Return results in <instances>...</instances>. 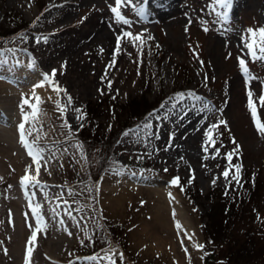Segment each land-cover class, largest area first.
<instances>
[{
    "label": "rangeland",
    "instance_id": "1",
    "mask_svg": "<svg viewBox=\"0 0 264 264\" xmlns=\"http://www.w3.org/2000/svg\"><path fill=\"white\" fill-rule=\"evenodd\" d=\"M113 6L115 0H0L1 78L30 77L22 89L31 90L38 80L47 84L44 74L55 69L61 89L32 113L46 127L24 122L47 167L49 178H38V189L51 193L47 203L55 205L0 209V264H26L40 252L44 264H204L197 245L207 243L203 228L215 194L233 200L232 223L229 238L205 249L220 258L229 239H237L261 251L251 264H264V133L248 104L249 90L254 100L264 94V59L257 58L264 54L253 57L246 47L249 30L264 28V0H231L228 9L215 0H131L121 8L126 22ZM18 21L26 28L3 37ZM62 22L69 29L57 34ZM125 32L141 39H123L116 54ZM70 46H82L74 61ZM240 59L256 79L249 80ZM0 106L5 117L17 111ZM86 107L94 110L92 121ZM256 107L264 123V106ZM145 112L142 121L134 119ZM81 133L96 141L83 145ZM32 156L26 157L36 172ZM229 163L240 165L239 183ZM177 177L193 200L172 183Z\"/></svg>",
    "mask_w": 264,
    "mask_h": 264
},
{
    "label": "bare ground",
    "instance_id": "2",
    "mask_svg": "<svg viewBox=\"0 0 264 264\" xmlns=\"http://www.w3.org/2000/svg\"><path fill=\"white\" fill-rule=\"evenodd\" d=\"M64 20H66V17L64 18ZM64 20H62V21H64ZM68 25L69 24L62 22L60 24V27L57 29L56 33L57 34L64 33L66 30L69 29L70 25L69 26ZM104 44L108 48L109 51H111V52L114 51V45H113V43H111L110 36H108L104 40ZM81 47L82 46H77V47L70 46V47H68V50H69L68 54H69V60L70 61H74L76 58H78L79 54L81 55ZM1 72H2V70H0V78H1ZM5 73H8V72H5ZM2 78L0 80V98H1L0 103L2 105L3 104L7 105L9 107V110H11V111H13L14 108H17V111L13 112V114H11L10 117L8 115H7V117H5V115L0 114V198L3 201L2 205H0V209H6L7 210L10 208H14V209H18L20 211H24V210H38L39 211V210H42V209L49 207L51 205H55V203H52V202H50L49 204L47 203V200H48L47 198H49L51 196V193L42 192V191H40V189H38V187H32L30 185V182L23 180V177L25 175H29V176H35L36 175V172L32 171V168L28 164L30 162L27 161L28 160L27 157L30 158L31 155L29 154L28 148L26 146H24V143H31V142L33 143L35 141V138L31 137L30 136L31 134L30 135L28 134V131L30 132V130L27 131L26 127L24 129L25 135L22 137L21 136V130L19 129V125L21 123L28 121V122H31L33 124L32 127H34L35 130H38V128L41 129L42 127H44L46 125L45 121L43 119L39 118L38 116H34L33 114L37 113L40 110L42 104H45V103L41 102L42 99H44V98L48 99L47 97L54 99V95H51V92L55 91V89H54L53 85H51L50 83L40 84L39 80L37 81L38 83H36V84L42 85V86L34 87L31 90L22 89V88H24L22 86L23 82L26 79L30 80L32 78L21 77L20 75H13L10 73L6 74L3 79ZM32 81H33V79H32ZM82 85H83V83H82ZM33 93L36 94V97L33 96ZM26 98H29L31 101L32 100L36 101V102H32L34 109L29 108V112L28 111L23 112L24 106L22 107V105H23L24 99H26ZM36 98H38V99H36ZM57 107L58 106H56V105L54 106V108H57ZM0 108H1V106H0ZM56 111L61 112L57 109H56ZM25 115H28L27 121H25V119H24ZM30 118H31V120H30ZM31 123H30V125H31ZM31 133H32V131H31ZM39 135H40V133H39ZM38 139H41V138H38ZM48 139L50 140V138H48ZM48 139H46V140H48ZM43 141L42 142H40V140L38 141V143L41 144V147H42V145H43V147L46 145H50V143H48L46 141L43 142ZM49 160H50L49 161L50 164H52V165L55 164L56 160H57L56 155L50 153ZM45 171H47V167L44 165H41L39 174L37 176V180H38V178L43 180L47 177V174ZM47 178H49V177H47ZM38 182H39V186H42L41 181L38 180ZM26 185H28V186L26 187ZM19 220H21V219H19ZM15 248H17V246ZM22 254L24 256V253H22ZM38 254L39 255L34 256V258L31 256V258H33V261H30L29 263H26V262L25 263L26 264H44V262H47L46 259L42 255L43 253L40 252ZM33 255H35V254H33ZM15 264H24V262L21 259L20 261L16 262Z\"/></svg>",
    "mask_w": 264,
    "mask_h": 264
},
{
    "label": "snow or ice",
    "instance_id": "3",
    "mask_svg": "<svg viewBox=\"0 0 264 264\" xmlns=\"http://www.w3.org/2000/svg\"><path fill=\"white\" fill-rule=\"evenodd\" d=\"M130 2H131V0H115V6L111 7L110 10H111V12H113L115 14L116 19L124 21V16L121 12V8H122V6H124ZM215 3L218 4L219 6L225 8V9H228L231 6V0H215ZM140 11H143V9H140ZM224 15L226 17L227 12H225ZM124 22H126V21H124ZM249 33H250V37H249L250 42H246V47L250 50L251 56L257 57V51H259V53H261V54H264V28H260L258 30L250 29ZM125 38H128V39L132 40L133 42L141 39L140 36H134L133 33H131V32L123 33L121 36L117 37V45L115 48L116 54H119L120 43ZM37 42H39V41H37ZM257 58L264 59V55H261ZM113 63H114V61H113ZM239 65H240V68L242 69V71L246 75H248L249 80L256 79V77H253L251 75V72H250L249 67H248V63L245 59H240ZM109 66H111V65H109ZM55 75H56V70L54 69L50 75L44 74L43 80L45 82H48L51 85H53V87L56 91H60L61 89L56 84V81L53 79L55 77ZM39 86H42V85H36L35 87H39ZM188 98H191L194 101L203 100L202 97L196 95L194 92H189ZM248 98H249L248 104H249V107L252 111V115H253L254 121L256 123L257 130L261 133H264V123L260 122V120L258 118L257 107H256L257 102L260 105L264 106V94H261L256 100H254L253 99V92L251 90H249L248 91ZM36 99H38V98H36ZM71 99L72 98L69 96L68 97L69 102L71 101ZM177 99H179V100L184 99V94L181 93ZM24 105H27L30 109H34V106L31 104L30 100L27 98L24 99L22 107ZM24 119H25V121H27L28 115H25ZM144 127H151V125L145 124ZM212 127L216 128L217 126L213 125ZM19 129L21 130V136L23 137L25 135V133H24L25 124L21 123L19 125ZM127 134L128 133H125V135H127ZM209 143L213 144V146L215 145V142L213 139H211V137L209 139ZM25 146L28 148L29 154L33 155V158L36 162L37 167H36V175L35 176L25 175L23 177V180L30 182V185L32 187H39V182L37 180V176L39 174L40 160L43 158V150L39 146H37L35 143H26ZM205 150H207V149H205ZM232 155H233L232 153L227 154V159L229 160V162H231ZM233 167L235 168V173H234L232 179H234L237 183H239V181H240V165H231V163H229V169H231ZM223 176L226 180L228 179V177H229V170L228 169H226L223 172ZM172 183L178 185L179 184V177L173 179ZM27 186L28 185H26V187ZM33 239H35V237H33ZM197 247L202 248L203 246L197 245ZM109 259H111V258H109Z\"/></svg>",
    "mask_w": 264,
    "mask_h": 264
},
{
    "label": "trees",
    "instance_id": "4",
    "mask_svg": "<svg viewBox=\"0 0 264 264\" xmlns=\"http://www.w3.org/2000/svg\"><path fill=\"white\" fill-rule=\"evenodd\" d=\"M25 28H26V24L18 21L15 27L4 31L2 33V36L3 37L11 36L20 30H24ZM149 108L151 107L147 106L145 107V110L149 112L150 110ZM95 113H98V111H96ZM133 114L135 116L134 119L136 120L140 119L142 121L146 115V112L142 115L141 114L136 115L135 113ZM93 115H94V110H91L89 107H86V117L89 119V121H92L94 117ZM96 115H99V113ZM78 138L83 143V145L85 146L87 145V147L88 145L91 146L92 142L96 141L94 139L93 141L89 143L86 139V136L83 133H81ZM111 148H112V145L107 150V153L104 156L105 159L109 157L108 155L110 153ZM179 186L182 188L183 193L186 197H188L191 200L194 199V194L192 193V191L190 190V186L186 182H184L183 180H179ZM246 189L247 188H245V190ZM197 197H200V196L197 194ZM210 198H211V201L214 203L212 204L210 211L207 213V216H206L207 222L203 228V235L207 243L210 241L212 243H219L221 242L222 239L225 240L229 236V227H230V224L232 223L229 213L231 212V209L233 207V204H232L233 200L228 197H225L224 195L221 197V196H218L217 194L211 195ZM217 200L219 202H215ZM232 219L235 220V217H232ZM236 242H237V239H235L234 241H231L229 239L227 243L228 253L223 254V256H221L220 258H216L215 251H207L205 249V245L207 243L204 244L203 249L205 251L204 253L205 257H204L203 263L204 264H251V263H254L255 262L254 260H256L254 258V254L257 252H261V251L260 250L256 251V246H253L254 248L250 247L247 250L246 246L248 247V245H251V244H248V243H247L248 245L242 244V243L238 244ZM105 245L106 244L102 245L101 247H104ZM90 254H86V255H90Z\"/></svg>",
    "mask_w": 264,
    "mask_h": 264
}]
</instances>
